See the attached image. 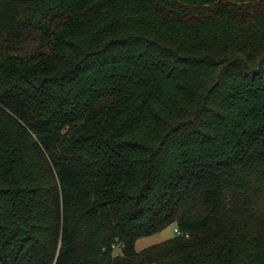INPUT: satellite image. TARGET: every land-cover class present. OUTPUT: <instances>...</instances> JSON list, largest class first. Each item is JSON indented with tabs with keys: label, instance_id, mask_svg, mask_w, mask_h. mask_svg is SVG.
Returning a JSON list of instances; mask_svg holds the SVG:
<instances>
[{
	"label": "trees",
	"instance_id": "trees-1",
	"mask_svg": "<svg viewBox=\"0 0 264 264\" xmlns=\"http://www.w3.org/2000/svg\"><path fill=\"white\" fill-rule=\"evenodd\" d=\"M0 264H264V0H0Z\"/></svg>",
	"mask_w": 264,
	"mask_h": 264
},
{
	"label": "rangeland",
	"instance_id": "rangeland-1",
	"mask_svg": "<svg viewBox=\"0 0 264 264\" xmlns=\"http://www.w3.org/2000/svg\"><path fill=\"white\" fill-rule=\"evenodd\" d=\"M174 236H175L174 227L169 226L165 230H163L162 232H160L156 235L146 237V238H141V239L137 240L135 243V250L141 251L147 247H150L152 245H156V244L161 243L163 241H166L170 238H173ZM119 254H120V250L115 248L113 255H119Z\"/></svg>",
	"mask_w": 264,
	"mask_h": 264
},
{
	"label": "built area",
	"instance_id": "built-area-1",
	"mask_svg": "<svg viewBox=\"0 0 264 264\" xmlns=\"http://www.w3.org/2000/svg\"><path fill=\"white\" fill-rule=\"evenodd\" d=\"M174 234H175V236L180 235V233H179V231L177 229H174Z\"/></svg>",
	"mask_w": 264,
	"mask_h": 264
}]
</instances>
